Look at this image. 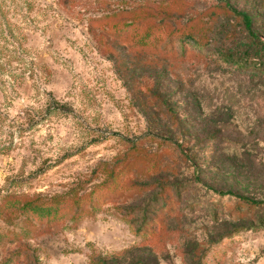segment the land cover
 Wrapping results in <instances>:
<instances>
[{
    "label": "rangeland",
    "instance_id": "1",
    "mask_svg": "<svg viewBox=\"0 0 264 264\" xmlns=\"http://www.w3.org/2000/svg\"><path fill=\"white\" fill-rule=\"evenodd\" d=\"M30 2L0 17V264H264V70L133 49L90 23L196 19L208 53H237L248 34L227 7L264 42V0ZM93 190L91 210L52 226L19 210Z\"/></svg>",
    "mask_w": 264,
    "mask_h": 264
},
{
    "label": "trees",
    "instance_id": "2",
    "mask_svg": "<svg viewBox=\"0 0 264 264\" xmlns=\"http://www.w3.org/2000/svg\"><path fill=\"white\" fill-rule=\"evenodd\" d=\"M227 9L239 18L247 31L249 41L244 45V51L236 53L225 49L208 53L207 49L212 42L209 36V27L197 25L196 19H193L168 30L167 26H161L162 21L156 23L153 21L154 15L142 9L107 14L91 19L90 23L105 35L115 39L116 42L128 45L133 49L142 51L160 49L161 52L168 55L177 53L181 58L192 54L211 55L218 62L233 67L238 71L264 70V42L260 41L251 29L252 17L247 12L237 11L230 6ZM30 10V0H0V17H6V15L10 14L13 18H21ZM159 97L157 98L159 99ZM161 102L168 112L172 114L166 99L162 98ZM137 185L144 186L143 184ZM97 196V192L93 190L85 195H77L70 199H57L48 204L47 200L38 195L36 197H27L26 200L20 203L19 210L28 214L31 219L34 218L37 221L33 219L36 222H32L34 225L42 226L44 223L45 226H52L51 224L66 217L76 219L84 215L95 206L94 202L98 198ZM12 197L10 194L3 196L4 203L9 205ZM237 199L250 205L257 206L262 204V202L242 194L237 195ZM15 201H19V199L16 198ZM138 227V230L145 228L142 225Z\"/></svg>",
    "mask_w": 264,
    "mask_h": 264
}]
</instances>
